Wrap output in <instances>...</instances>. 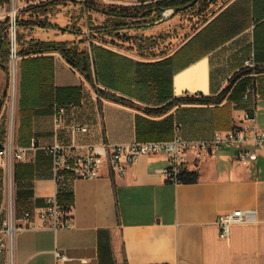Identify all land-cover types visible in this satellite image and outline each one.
<instances>
[{
  "label": "crops",
  "instance_id": "1",
  "mask_svg": "<svg viewBox=\"0 0 264 264\" xmlns=\"http://www.w3.org/2000/svg\"><path fill=\"white\" fill-rule=\"evenodd\" d=\"M101 2L139 4V0ZM71 6L58 5V17L50 21L67 30L30 27L35 31L24 40L69 41L90 50L92 40L81 45L69 27ZM174 13L172 8L165 10L155 26L135 24L134 36L139 39L132 43L123 39L119 44L93 42L135 62H158L176 54L170 69H165L169 80L155 82L151 78L143 86L135 75L133 86L109 80L106 85L98 84L130 101L122 103L100 95L59 52H45L52 58L50 97L32 108L33 115L24 121L28 129L25 125L22 132L20 56L13 115L15 142L28 147L30 138L36 136L40 146L58 142L70 147L76 157L103 143L124 145L175 136L206 140L230 130L252 106L258 126L264 129V0H230L200 23L198 17L188 19L184 28H179L181 39L167 31L179 21ZM142 38L151 45L143 47ZM250 57L260 68L254 77L255 94L222 110L226 122L218 123L219 111L214 104L180 103L166 113L147 112L163 106L170 97L220 93L233 75L245 69L244 61ZM6 71L0 68L1 137L10 127ZM124 79L128 80L127 76ZM226 103L227 99L219 107ZM55 104L66 108L59 129L54 121ZM76 125H87L88 130L77 131ZM236 152L234 147H222L217 154L201 158L195 152L188 153L185 169L199 174L194 183L169 181L163 172L167 155L159 153L129 164L123 175L112 174L104 166L97 178L69 177L58 184L52 156L42 148L27 149L24 159L17 162L16 200L24 210L36 212L59 193L61 204L69 208L72 225L54 229L50 222L36 218L37 228L15 233L12 255L8 249L0 252V264H57L56 251L67 255L65 264H264V148L252 166L237 163L233 159ZM235 209H253L254 213L233 225L230 235L222 238L218 217ZM4 218L0 204V236Z\"/></svg>",
  "mask_w": 264,
  "mask_h": 264
},
{
  "label": "built area",
  "instance_id": "2",
  "mask_svg": "<svg viewBox=\"0 0 264 264\" xmlns=\"http://www.w3.org/2000/svg\"><path fill=\"white\" fill-rule=\"evenodd\" d=\"M13 2L15 0H12ZM14 15L10 22L11 29V52L12 57L18 55L17 50V8H13ZM244 66L252 69L251 76L255 77L257 66L255 60L250 57L244 61ZM15 77V78H14ZM9 90L5 97V103L9 107L10 122L9 130L5 137L0 136V166L5 171L4 202L5 218L2 221V235L0 236V252L8 249L13 253V241L15 233L25 228L35 229L38 227L36 218L43 223L50 222L54 229L71 227V215L60 203L58 194L47 199L45 207L34 212L25 209L21 214L17 210L15 165L24 159L27 149L42 148L52 156V168L57 183L65 179L86 178L93 179L100 176L104 166H107L112 174L123 175L129 164L134 163L144 156L163 153L167 155L168 165L163 170L169 181L179 183L178 175L185 169L187 155L195 152L197 158L215 155L222 147H234L237 149L233 159L243 165L252 166L259 158V151L264 148V129L258 126L255 106L245 110L237 119V124L228 131L218 132L211 139L188 141L180 136L169 140L135 141L124 145H110L103 143L91 147L85 155L73 157L70 147L58 142L48 146H40L36 136L30 138L28 147H23L15 142L13 135V115L17 105L18 77L9 75ZM255 94V87L249 85L244 99L248 100ZM97 94L95 98H98ZM66 108L63 105H54V121L57 129L62 128L65 120ZM75 130L87 131V125H76ZM254 210L245 211L235 209L219 215L217 224L220 228V236L228 237L233 225L244 222L248 214ZM43 226V225H42ZM57 264H65L68 260L66 254L55 252Z\"/></svg>",
  "mask_w": 264,
  "mask_h": 264
},
{
  "label": "trees",
  "instance_id": "3",
  "mask_svg": "<svg viewBox=\"0 0 264 264\" xmlns=\"http://www.w3.org/2000/svg\"><path fill=\"white\" fill-rule=\"evenodd\" d=\"M67 0H43L35 4L28 5L23 12H29L30 16L33 14L44 15L42 19H20L17 16V25L25 27H40V28H53L67 30L66 27H60L56 23H52L46 17L47 13L56 8L60 4H65ZM73 1V0H72ZM193 0H139V4L123 6V5H104L99 7L93 3L92 0H87L83 5L86 9H92L99 11L107 16L105 20L106 26L99 27L100 31H115L120 32L125 28V19L133 20H147L151 15L160 16L165 10L175 7L185 6V10L197 8V6L205 4V8L208 4L212 3V0H197L192 3ZM113 18V19H112ZM111 20L114 23L111 24ZM139 22V21H138ZM146 22V21H145ZM10 19L0 24V68L7 70V61L9 57L11 39L8 33ZM73 33H77L73 30ZM110 35V34H109ZM20 40L23 41L20 34ZM131 38V37H130ZM92 40V39H91ZM25 41V40H24ZM59 52L65 60L74 68L79 70L86 80L97 89L98 93L102 96L116 100L122 103H130L129 100L122 96L116 95L105 89L98 87V84L106 85L107 80L114 83L126 82L129 86H133L135 75L140 77L139 82L143 86L151 78L155 82H161L169 80L170 74L167 72L170 69L171 63H173V57L164 59L158 62H135L133 59L117 54L107 48L91 42L90 50L87 48L81 49L78 43H71L69 41H57V40H40L30 39L26 40L24 45L18 51V55L21 56L20 72H21V132L28 129L27 122L31 115H33L32 108L37 104L45 103L49 99L50 85L52 84V58L45 56V52ZM178 53V52H177ZM167 64V67H166ZM159 67V68H158ZM245 69L240 71L231 77L230 84L226 86L220 93L216 95H204L203 93L197 95H187L180 97H170V100L163 106L151 109L148 108V113L162 114L180 103L189 104H214L219 115H217L218 123L226 122L227 118L222 113V110H228L230 105L235 101L242 102L244 99V93H246L249 85L255 86L254 77L248 75L242 78L245 74H251L252 69L244 67ZM256 72L260 71L259 66L255 68ZM120 75V79L119 78ZM127 76V79L124 77ZM168 77V78H167ZM242 78V79H241ZM227 99V103L219 107V105ZM250 99V98H249ZM248 99V100H249ZM44 101V102H43ZM253 107V106H252ZM250 107L247 110H251ZM234 126H231L232 129ZM30 143V141H29ZM15 182L17 189L18 182V163L15 165ZM199 179L197 171H190L183 169L179 175V183H194ZM3 180V168L0 167V187ZM66 180V179H65ZM58 199L61 202L60 195L58 193ZM3 196L0 190V204L2 203ZM17 201V210L21 213L24 209L21 208ZM64 206V205H63ZM66 210L69 208L64 206Z\"/></svg>",
  "mask_w": 264,
  "mask_h": 264
},
{
  "label": "rangeland",
  "instance_id": "4",
  "mask_svg": "<svg viewBox=\"0 0 264 264\" xmlns=\"http://www.w3.org/2000/svg\"><path fill=\"white\" fill-rule=\"evenodd\" d=\"M43 0H15L14 2L12 0H0V24H2L6 18L12 19V16L14 15L13 13V8H17V16L22 20V19H42L45 17L43 14L38 15V14H33L30 16L29 12H23V9H25L28 5L38 3ZM87 0H67L64 5H73L71 6L73 9V14L71 16V24L69 27L73 28L74 31L77 33H73L81 45H86L88 40H91V42H98V43H105L109 44L111 42H114L119 44L118 40H126L129 41V43H132V41H136L139 39L137 36L135 37L134 35V30L133 27L135 24H140V23H148L151 26H155L156 20L160 16L156 15H151L147 18V20H133V19H125V28L122 29L120 32H115V31H100L99 27L106 26L105 20L107 19V16L99 11H95L92 9H86L84 8V4ZM93 3L99 7H104V3L101 2V0H92ZM213 2L208 4V6L205 8V4L197 6V8L190 9V10H185V11H178L173 14V17H179V21L176 23V25H170L167 28V31H170L169 34L172 37H178V38H183L180 37L179 33V28H184L183 25L186 23L188 19H196L197 17L200 19L198 23L202 22L203 20H206L207 18L211 17L215 12H217L219 9H221L223 6H225L230 0H212ZM58 8H53L50 10L46 15L49 21H55V18L58 17ZM197 13L199 15L197 16ZM67 17L69 15H66ZM113 19V18H112ZM139 21V22H138ZM146 21V22H145ZM111 24L114 23V20L110 21ZM197 22V21H196ZM53 23V22H52ZM30 27H25V26H19L17 25V31H16V39H17V50L19 51L20 48L22 47V43L24 45L25 41H21L19 35H22V39H26L29 36L33 35V32L35 29L33 28L32 31L29 29ZM81 32V33H80ZM8 33L11 39V29H10V23L8 27ZM139 33V32H138ZM110 34V35H109ZM82 37V40L79 38ZM131 40H127V38H130ZM135 37V38H134ZM122 40V41H123ZM140 41L143 42L142 46L143 47H149L151 45L146 38H142ZM138 44H141L140 42L137 41ZM163 43V41H162ZM137 44V45H138ZM127 44L124 43V46ZM81 47V46H80ZM9 57L7 61V71L6 75H12V63H18L20 61V57L13 56L12 57V52H11V45H10V51H9ZM16 65V64H15ZM19 75V71L18 74ZM16 75V76H17ZM15 78V77H14ZM9 90V86H8ZM7 90V94H8ZM1 167V166H0ZM16 185V182H15ZM4 187H5V171L3 169V180H2V185L0 187V190L2 191V205L4 202ZM5 213V209H3ZM21 214V213H20Z\"/></svg>",
  "mask_w": 264,
  "mask_h": 264
},
{
  "label": "bare ground",
  "instance_id": "5",
  "mask_svg": "<svg viewBox=\"0 0 264 264\" xmlns=\"http://www.w3.org/2000/svg\"><path fill=\"white\" fill-rule=\"evenodd\" d=\"M168 13H171V11ZM17 67H18V63H12V73H13L12 75H17V70H18Z\"/></svg>",
  "mask_w": 264,
  "mask_h": 264
},
{
  "label": "water",
  "instance_id": "6",
  "mask_svg": "<svg viewBox=\"0 0 264 264\" xmlns=\"http://www.w3.org/2000/svg\"><path fill=\"white\" fill-rule=\"evenodd\" d=\"M197 0H193L192 3L196 2ZM185 9V6H181V7H175V8H172L173 12H178V11H181Z\"/></svg>",
  "mask_w": 264,
  "mask_h": 264
}]
</instances>
